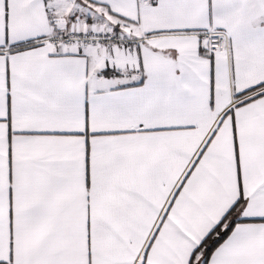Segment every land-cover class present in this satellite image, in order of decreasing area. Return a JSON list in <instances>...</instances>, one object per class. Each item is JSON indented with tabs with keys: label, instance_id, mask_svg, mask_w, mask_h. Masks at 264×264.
<instances>
[{
	"label": "snow or ice",
	"instance_id": "1",
	"mask_svg": "<svg viewBox=\"0 0 264 264\" xmlns=\"http://www.w3.org/2000/svg\"><path fill=\"white\" fill-rule=\"evenodd\" d=\"M0 264H264V0H0Z\"/></svg>",
	"mask_w": 264,
	"mask_h": 264
}]
</instances>
